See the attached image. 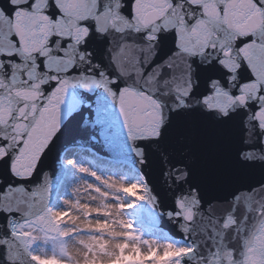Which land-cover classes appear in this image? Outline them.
<instances>
[{
  "label": "snow or ice",
  "instance_id": "6c2138e0",
  "mask_svg": "<svg viewBox=\"0 0 264 264\" xmlns=\"http://www.w3.org/2000/svg\"><path fill=\"white\" fill-rule=\"evenodd\" d=\"M157 186L182 242L135 226ZM116 227L138 264H264V0H0V264Z\"/></svg>",
  "mask_w": 264,
  "mask_h": 264
},
{
  "label": "bare ground",
  "instance_id": "6f19581e",
  "mask_svg": "<svg viewBox=\"0 0 264 264\" xmlns=\"http://www.w3.org/2000/svg\"><path fill=\"white\" fill-rule=\"evenodd\" d=\"M79 190L83 191L84 193L78 192L77 190L72 191L71 196L73 199H80V200H83L84 202L91 203L94 207L104 206L105 202L100 197L94 196V194L87 192L83 188H81ZM113 191H115V190H113ZM65 196H66V198H70V197H67L66 194H65ZM71 202L72 201L70 199L66 203L68 206H70ZM62 203H65V202L62 201ZM59 206H62V205H59ZM108 207H111V205L108 204ZM113 213H114V209H113ZM114 235H115V232L113 230L112 232H110L108 234V237L106 238V241H105L106 243H108V253L112 258L111 259L104 258L102 260L92 259V260L87 261V264H119L118 261H121V260L114 259V254L117 255L115 252L116 248L114 247L115 246L114 245V242H115L114 241ZM163 236H164V233H163ZM86 242L87 241L83 242L82 239L77 240V238L73 239L69 242L68 251H69V255L72 258V264H84L82 258L85 255V250L82 247V243H86ZM127 252H130L131 254L132 253L135 254L133 247H130ZM173 255H178V253L170 251V256H173ZM144 259H145V257H144Z\"/></svg>",
  "mask_w": 264,
  "mask_h": 264
},
{
  "label": "water",
  "instance_id": "95a60500",
  "mask_svg": "<svg viewBox=\"0 0 264 264\" xmlns=\"http://www.w3.org/2000/svg\"><path fill=\"white\" fill-rule=\"evenodd\" d=\"M51 164L52 161H49L48 166H51ZM155 194L159 199V208L156 211H153L146 204L140 205L139 207L141 208V211L139 215L141 221L148 225L149 228L162 230L166 232L171 239L182 242L183 237L181 233L177 231L176 225L163 215V213L170 207V201L164 196L163 190L159 186L156 187ZM139 215L136 217V220L138 221H140ZM167 234L164 233V238L160 240L168 239Z\"/></svg>",
  "mask_w": 264,
  "mask_h": 264
},
{
  "label": "rangeland",
  "instance_id": "374dc122",
  "mask_svg": "<svg viewBox=\"0 0 264 264\" xmlns=\"http://www.w3.org/2000/svg\"><path fill=\"white\" fill-rule=\"evenodd\" d=\"M81 179H87V177H82ZM113 190H116V189H113ZM78 192H81V193H84L83 191H81V190H77ZM123 191L127 194V195H133L134 193H136L137 191H138V189L136 188V187H129V188H126V189H123ZM111 205V204H110ZM58 206H59V204H58ZM113 219H117V217H116V214H115V210H114V213H113ZM135 226L137 227V228H139V229H141L143 232H144V235H145V237H147V238H157V241H155V242H159V239H162V238H164V236H163V232L162 231H160V230H154V229H150V228H148L144 223H142V222H140V221H138V220H136V222H135ZM69 227H71V225H69ZM114 232H115V235H114V238L115 237H118V236H120L121 235V233H120V231H119V228L118 227H116L115 229H114ZM78 239H82L83 240V242H85L86 241V239L84 238V237H80V236H78L77 237V240ZM114 247L116 248V240L114 239ZM150 242H152V241H150ZM131 256H130V255ZM154 254V253H153ZM165 255V256H164ZM170 256V251L169 250H167V249H165L164 250V253H162L160 256H158L156 259H157V264H160V261H162V260H164V259H166L167 257H169ZM146 258V257H145ZM114 259H116V260H121V261H118L119 262V264H138V262L139 261H141V260H143L144 259V257H142V256H139V254H137L136 252H135V254H131L130 252H126V253H124L123 255H115L114 254Z\"/></svg>",
  "mask_w": 264,
  "mask_h": 264
},
{
  "label": "clouds",
  "instance_id": "9594fccd",
  "mask_svg": "<svg viewBox=\"0 0 264 264\" xmlns=\"http://www.w3.org/2000/svg\"><path fill=\"white\" fill-rule=\"evenodd\" d=\"M78 226H80V225H78Z\"/></svg>",
  "mask_w": 264,
  "mask_h": 264
}]
</instances>
